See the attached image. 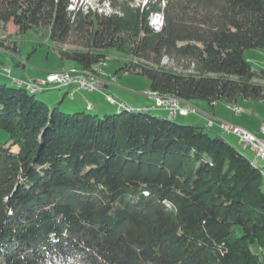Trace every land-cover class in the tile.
<instances>
[{"label": "trees", "instance_id": "trees-1", "mask_svg": "<svg viewBox=\"0 0 264 264\" xmlns=\"http://www.w3.org/2000/svg\"><path fill=\"white\" fill-rule=\"evenodd\" d=\"M9 23L84 72L118 51L116 72L160 96L264 102L245 57L264 50V0H0ZM43 91L0 80V264H264V174L227 133L149 108L71 112Z\"/></svg>", "mask_w": 264, "mask_h": 264}, {"label": "rangeland", "instance_id": "rangeland-1", "mask_svg": "<svg viewBox=\"0 0 264 264\" xmlns=\"http://www.w3.org/2000/svg\"><path fill=\"white\" fill-rule=\"evenodd\" d=\"M79 1L83 2L84 5L96 6L99 0ZM139 1L145 3L146 0ZM159 18L160 15L155 16L151 21V24L154 28L160 27L162 18ZM16 43L18 44V48L20 49V51L17 52L16 56L19 59H22L25 63V66L23 68H17L13 66L14 60L12 57L15 56V53L13 52L12 48ZM0 44V59H2L5 63L4 67L0 66V71L4 75L3 77L0 76V80L2 81H16V83H18L16 78H13L14 76H19L23 79L26 78V80L29 76H31L32 78H35L37 80H42L45 79L47 75H49V73L55 71L68 73L71 79H73L72 75L80 72L79 74H83L81 75V77H93V79L97 81V83L102 78L107 79V81L110 82L109 84L111 85V87L108 89L103 87V85L102 90L96 88V91L99 90L100 94H102L101 98L103 100V106L104 108L107 107V112H109L108 114L116 113L118 107L119 109L124 108L123 105L118 104L122 102L121 100L125 102V106L135 105V108L140 106L143 107L146 104L150 105V102H152L151 100H149L152 99V97L147 93L150 90V80L147 76L133 72H116L121 66L124 65L127 60V57L118 51L112 50L106 62L103 63V65L98 66L95 72H84L79 69V67L75 64L74 61L69 59L61 60L56 43L51 41L48 37H44L42 34L35 33L34 31H28L23 35H18L17 27L13 23H9L6 28L0 27ZM245 57L251 62L253 68L264 69L263 49H247L245 51ZM6 70H10V73H8ZM74 80L77 81V78L73 79V81ZM102 84H105V82L102 81ZM65 91L66 89L62 88H52L47 90L45 89V91L43 92H38L37 95L43 100H46L51 105V107H53L56 102L58 103L60 100L63 99V102H59L60 107L67 109L68 111L74 112L76 108L68 107V105L78 103L80 101V96L78 94H76L74 98H72L70 94L64 96ZM87 91H95V89ZM55 94L58 95V98H52V96ZM107 94H113V97L116 99L115 103L117 106H112V104L108 102L109 100ZM176 101L180 103L179 99H176ZM154 103H156L155 97ZM222 103L225 104L226 102L223 100ZM240 104L241 105L230 104V108L232 109L231 112L239 116V118H236V121L241 123L239 126L249 130L254 134H257L260 138H264V134L259 133L258 130L259 124L264 123V102L260 100L241 99ZM186 107L193 108L191 106ZM197 108L199 110L198 112L196 111L195 113L188 114L190 116L185 115L186 117L178 116L176 120L182 123H191L190 118L192 116L201 115L200 112H202V109L199 107ZM82 109L94 111V109L89 110L86 106H83ZM218 110L219 116L220 114L231 116L229 112L221 111V107H218ZM152 111L156 114H161L168 117H175L174 114L169 113L168 109L166 111H163L162 109H159V107H157L152 108ZM104 112V109H98V113L102 114ZM224 118H226V116H223L220 121H225L231 124L238 125ZM227 135L229 136L228 138H230V141H232L236 146H238L243 153H245L251 159L256 161V163H258L260 166L263 165L262 160L256 155V152L254 150H252L245 143L240 145L237 141L238 137L236 138L233 134ZM7 140V132L0 129V141ZM252 248L257 253L264 251V248H261L256 243L252 244Z\"/></svg>", "mask_w": 264, "mask_h": 264}, {"label": "crops", "instance_id": "crops-1", "mask_svg": "<svg viewBox=\"0 0 264 264\" xmlns=\"http://www.w3.org/2000/svg\"><path fill=\"white\" fill-rule=\"evenodd\" d=\"M20 60H22V59H20ZM79 73L80 72L73 74L72 78L76 79V78L81 77V75H83V74H79ZM0 76L1 77L4 76L1 71H0ZM13 78L14 79L15 78L18 79L19 81H26V78L23 79V78H20L19 76H14ZM29 79H35V78H32L31 76H29L27 80H29ZM102 81L105 82V84H102ZM109 83L110 82H108L107 79H103L102 78L98 82L97 89L102 90V85H103V87L108 89V88L111 87V85ZM76 86H77V81L74 80V81L71 82L70 85H65V86L59 87V89H61V88L62 89H66V91L64 92V96L67 95V94H70L72 98H74L76 94H78L80 96V101L78 103L69 104L68 107L82 108L83 106H86L88 109H94L96 111H98V109H104L105 111H107V107L104 108V106H103V100L101 98L102 94H100L99 90L96 91V89H95V91H87V90H84V89H78V88H76ZM72 92H74V93H72ZM149 95L152 97V99H149V100L152 101V102H150V105L146 104L143 107L140 106V107H137V108L134 107L135 105L134 106H130V107L135 108V109L149 108L151 111H152V108H157V106L154 103V96L151 95V94H149ZM107 96H108V100H109L108 102H110L112 104V106H115L116 105V103H115L116 99L113 97V94L112 95L111 94H107ZM110 97H112V100L110 99ZM52 98H58V95L55 94V95L52 96ZM121 101L122 102H120V103L117 102V103L120 104V105H124L125 102L123 100H121ZM222 102H223V100H219V101L211 104V103H206V101H203V100H190V101L181 100L180 104L181 105H186V106H191V107L195 108L197 110V112L199 111L197 107L202 109V112H200L201 115H198V116L195 115V116H192L190 118V122L191 123L202 125V126H207L208 125L207 121H208L209 118L214 119L215 122H219L220 119L223 118V116H226V118H224V119L240 125L241 123L236 121V118H239V116L236 115L235 113L231 112L232 109L230 108V104L227 103L226 101H225L226 102L225 104L222 103ZM238 104L241 105L240 103H238ZM218 107H221V111L229 112L231 116L220 114V116H221L220 117L218 115V111H219ZM159 109H162L163 111L167 110V109L162 108V107H159ZM178 116L182 117V116H185V115H179L178 114V115L175 116L174 119H176ZM187 116H190V115H187ZM260 122H261V120H260ZM211 128L214 129V130L221 131V129L219 128V126L217 124H214ZM234 136L237 138L236 135H234ZM227 137H229V136L227 135ZM229 140H230V138H229ZM237 141H238V143L240 145L243 144L238 138H237Z\"/></svg>", "mask_w": 264, "mask_h": 264}, {"label": "built area", "instance_id": "built-area-1", "mask_svg": "<svg viewBox=\"0 0 264 264\" xmlns=\"http://www.w3.org/2000/svg\"><path fill=\"white\" fill-rule=\"evenodd\" d=\"M6 71L10 73V70ZM72 81L73 79H71L68 73L55 71L49 73V75H47V77L42 80L29 79L25 82H19L42 89H50V85H58L59 88L61 86L70 85ZM77 83L78 85L76 88L84 90L96 89L98 84L97 81L93 79V77H79L77 78ZM147 93L155 97V105L157 107H164L165 109L169 110V113H172L175 116L177 114L188 115L197 111L195 108H189L180 105V103L177 102L175 98H171L170 96H160L152 91H148ZM110 99L112 100V97H110ZM207 124L210 127H212L214 124H217L223 132L236 135L242 143H245L256 152V155L262 160L264 167V138H260L257 134H254L239 125L231 124L225 121L215 122L214 119L209 118ZM258 130L259 133L264 134V123L259 124Z\"/></svg>", "mask_w": 264, "mask_h": 264}, {"label": "bare ground", "instance_id": "bare-ground-1", "mask_svg": "<svg viewBox=\"0 0 264 264\" xmlns=\"http://www.w3.org/2000/svg\"><path fill=\"white\" fill-rule=\"evenodd\" d=\"M159 28V27H158ZM28 86V88H30L32 91H34V92H36V91H41V90H43L42 88H38V87H34V86H31V85H27ZM50 88H58V85H50ZM124 106V105H123ZM172 114V113H171ZM173 118V117H172ZM261 169H262V171H263V173H264V167H263V165L261 166Z\"/></svg>", "mask_w": 264, "mask_h": 264}]
</instances>
